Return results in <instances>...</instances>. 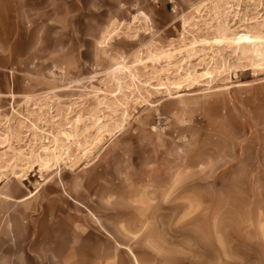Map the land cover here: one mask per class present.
I'll list each match as a JSON object with an SVG mask.
<instances>
[{"label": "rangeland", "instance_id": "374dc122", "mask_svg": "<svg viewBox=\"0 0 264 264\" xmlns=\"http://www.w3.org/2000/svg\"><path fill=\"white\" fill-rule=\"evenodd\" d=\"M136 5L91 11L104 30L72 58L0 51V229L48 207L67 238L112 240L100 264H134L120 245L140 264H264V0Z\"/></svg>", "mask_w": 264, "mask_h": 264}, {"label": "crops", "instance_id": "0c3cea01", "mask_svg": "<svg viewBox=\"0 0 264 264\" xmlns=\"http://www.w3.org/2000/svg\"><path fill=\"white\" fill-rule=\"evenodd\" d=\"M128 6L136 7V0H0L1 57L12 65L31 57L37 66L54 64L62 57L72 58L74 50H82L83 41H88L90 28L96 34L104 30L105 21L90 19L91 11L115 20L117 12ZM5 34H9L6 43ZM18 47L26 52L16 55ZM6 70L12 72L10 68ZM37 214L4 219L0 264H100L116 255L112 240L105 234L84 238L76 233L67 238L62 231L67 225L63 219L66 216L56 220L48 207H41ZM80 219L88 222L89 216L82 213ZM90 239L100 242V247L89 248Z\"/></svg>", "mask_w": 264, "mask_h": 264}, {"label": "bare ground", "instance_id": "6f19581e", "mask_svg": "<svg viewBox=\"0 0 264 264\" xmlns=\"http://www.w3.org/2000/svg\"><path fill=\"white\" fill-rule=\"evenodd\" d=\"M235 40H236V41H234V42H237V43H244V42H250V41H252V40H251V37H250L249 35H247V34H246V35L238 36L237 38H235ZM55 159H56V161H58V160H59V157H55ZM24 180H25V178H24ZM40 186H41V185H39V187H38L37 189H35V192H32V193H31L29 196H27L24 200H26V199H28V198L34 196L36 193H38V191L40 190ZM120 246L123 247V248L128 249V252H129L130 256L132 257V260H133V263H134V264H140L139 259L136 257V255L133 253V251H132L130 248H128V247H124V246H122V245H120Z\"/></svg>", "mask_w": 264, "mask_h": 264}]
</instances>
